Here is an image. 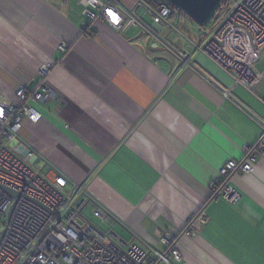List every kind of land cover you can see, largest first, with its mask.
<instances>
[{
    "label": "crops",
    "instance_id": "crops-1",
    "mask_svg": "<svg viewBox=\"0 0 264 264\" xmlns=\"http://www.w3.org/2000/svg\"><path fill=\"white\" fill-rule=\"evenodd\" d=\"M137 16L141 24L124 30L98 18L86 31L81 0H0V104L19 105L17 91L34 89L46 64L57 94L37 104L38 123L25 118L10 149H31L37 164L83 182L94 218L126 230L130 241L115 233L126 243L163 251L164 234L194 222L197 235L179 236L177 264H264V156L254 173L230 179L235 204L210 199L221 167L263 132L264 54L250 91L194 50L204 34L191 35L181 15L173 21L185 43ZM181 49L193 54L190 66Z\"/></svg>",
    "mask_w": 264,
    "mask_h": 264
},
{
    "label": "built area",
    "instance_id": "built-area-1",
    "mask_svg": "<svg viewBox=\"0 0 264 264\" xmlns=\"http://www.w3.org/2000/svg\"><path fill=\"white\" fill-rule=\"evenodd\" d=\"M128 1L132 6L126 5ZM225 1V8L221 6L204 28L203 42L193 47L232 73L235 86L254 91L261 81L255 66L264 54V0ZM81 3L87 16L83 23L86 31L98 18L117 30L141 24L137 14L143 10L161 29L174 31L177 42L190 41L181 30V22L173 21L182 12L162 0H81ZM66 47L62 44L63 49ZM180 53L183 66H190L193 54L184 49ZM51 70L52 64L43 66L34 89L20 87L16 93L19 105L0 104V264H177L183 257L179 236L197 235L194 222L178 234H164L163 251L137 242L126 243L114 232L101 230L84 214L92 202L83 182H71L63 173L37 164V155L31 149L25 157L10 149L9 143L18 139L19 130L26 126L25 118L34 123L41 120L37 104L57 97L49 83ZM233 90L222 91L223 96L231 98ZM261 100L264 102V97ZM262 129L257 143L244 147L241 159L229 160L221 167L219 174L224 179L211 185L210 199L222 198L231 204L240 199V193L229 181L236 174L254 173L264 156V125ZM94 215L102 220L108 218L99 206H95Z\"/></svg>",
    "mask_w": 264,
    "mask_h": 264
},
{
    "label": "water",
    "instance_id": "water-1",
    "mask_svg": "<svg viewBox=\"0 0 264 264\" xmlns=\"http://www.w3.org/2000/svg\"><path fill=\"white\" fill-rule=\"evenodd\" d=\"M171 4L176 10L191 18L198 26L205 28L216 16L221 8L223 0H162ZM7 192L16 195L11 189Z\"/></svg>",
    "mask_w": 264,
    "mask_h": 264
},
{
    "label": "rangeland",
    "instance_id": "rangeland-1",
    "mask_svg": "<svg viewBox=\"0 0 264 264\" xmlns=\"http://www.w3.org/2000/svg\"><path fill=\"white\" fill-rule=\"evenodd\" d=\"M225 3L226 1L224 0L223 1V4H222V8L224 7L225 8ZM221 10V8H220ZM219 10V11H220ZM146 18L144 19L145 23L147 22L148 24H151L152 23V20H151V17L150 16H145ZM181 17H182V20L185 24V26L188 28V29H191V35H193L194 37H197L198 35L200 34H204L205 35V30L202 29L200 26H198L191 18H189L187 15H185L184 13H181ZM84 214L88 217V218H91L92 221L96 224V225H99L101 227V229L104 231V232H108L109 229L107 228V226L105 224H103L101 221L97 220L96 218H94L93 216V213L87 208L85 211H84ZM114 231L115 233L118 234V236L120 238H122L123 240H127V241H130V236L128 235V232H125L123 231L119 226L117 228L114 227Z\"/></svg>",
    "mask_w": 264,
    "mask_h": 264
},
{
    "label": "trees",
    "instance_id": "trees-1",
    "mask_svg": "<svg viewBox=\"0 0 264 264\" xmlns=\"http://www.w3.org/2000/svg\"><path fill=\"white\" fill-rule=\"evenodd\" d=\"M161 0H157V2H160ZM224 1V0H223Z\"/></svg>",
    "mask_w": 264,
    "mask_h": 264
}]
</instances>
